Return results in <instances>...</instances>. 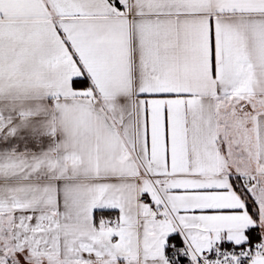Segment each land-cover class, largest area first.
I'll use <instances>...</instances> for the list:
<instances>
[{
  "label": "snow or ice",
  "instance_id": "obj_1",
  "mask_svg": "<svg viewBox=\"0 0 264 264\" xmlns=\"http://www.w3.org/2000/svg\"><path fill=\"white\" fill-rule=\"evenodd\" d=\"M0 264H264V0H0Z\"/></svg>",
  "mask_w": 264,
  "mask_h": 264
}]
</instances>
